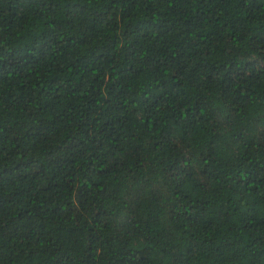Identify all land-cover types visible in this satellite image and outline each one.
I'll return each instance as SVG.
<instances>
[{
    "label": "trees",
    "instance_id": "1",
    "mask_svg": "<svg viewBox=\"0 0 264 264\" xmlns=\"http://www.w3.org/2000/svg\"><path fill=\"white\" fill-rule=\"evenodd\" d=\"M0 264H264V0H0Z\"/></svg>",
    "mask_w": 264,
    "mask_h": 264
}]
</instances>
